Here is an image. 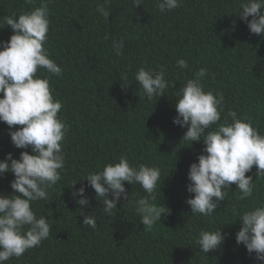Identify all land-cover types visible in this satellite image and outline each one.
I'll return each mask as SVG.
<instances>
[{
  "label": "trees",
  "instance_id": "1",
  "mask_svg": "<svg viewBox=\"0 0 264 264\" xmlns=\"http://www.w3.org/2000/svg\"><path fill=\"white\" fill-rule=\"evenodd\" d=\"M40 2L0 0V24ZM239 3L181 0L176 9L161 13L157 0H143L138 7L133 0H52L44 46L62 74L41 69L38 75L49 79L54 98L63 105L58 115L68 125L62 142L65 167L61 181L48 189V199L32 204L52 226L49 238L6 264H256L245 246L236 243L241 225L232 222L243 210L264 204V177L256 178L253 166L246 173L255 185L252 198L238 200L233 184L211 216L191 214L186 200L194 193L187 191V173L203 154L204 143L190 145L182 138L187 127L173 123L180 90L204 68L205 91L224 96L219 123L231 122L227 112L232 109L264 134V36L250 33L238 15ZM98 5L110 12L107 20ZM12 34L10 26L0 27V42ZM121 39L124 48L117 55L113 45ZM179 59L189 68L179 69ZM140 67L166 70L170 87L165 95L144 96L135 80ZM8 133V125L0 122V159L9 152L17 159L21 151L31 153L30 147L16 148ZM121 156L133 166L161 169L155 202L168 211L150 232L135 210V202L147 195L139 184L125 182L128 199L121 198L109 216L103 199L84 179ZM13 179L11 172L0 175V193L13 192ZM82 185L90 201L83 208L72 195ZM83 215L94 216L97 227L83 225ZM220 226L228 234L226 241L207 254L200 251L195 242L199 233Z\"/></svg>",
  "mask_w": 264,
  "mask_h": 264
},
{
  "label": "clouds",
  "instance_id": "2",
  "mask_svg": "<svg viewBox=\"0 0 264 264\" xmlns=\"http://www.w3.org/2000/svg\"><path fill=\"white\" fill-rule=\"evenodd\" d=\"M50 3L52 0H41L39 6L18 18L5 17L0 24V27L10 26L13 31L9 40L0 42V122L8 125V134L16 148H31V153L21 151L18 159L13 158L11 152L0 159V175L8 172L14 175L13 192L0 193V264H6L13 257L19 259L49 238L52 226L45 217L36 215L32 204L48 199V189L61 181V170L65 167L62 142L68 125L58 115L63 105L54 98L49 79L38 75L41 69L57 76L62 74V68L44 46L50 28ZM133 3L138 7L143 5V0H133ZM180 3L181 0H157L156 6L165 13L179 7ZM97 11L108 19L110 12L104 6L98 5ZM238 15L250 33L264 36V0H240ZM113 47L117 55L122 54L123 39L114 42ZM176 63L181 70L189 68L185 59ZM205 73L206 69L201 68L180 90L175 103L177 115L173 118L174 124L187 127L182 136L185 141L190 145L193 141L204 143L203 154L190 164L187 173L190 181L187 191L194 196L186 203L196 216H211L220 202L225 201L233 184L239 190L238 200L252 198L255 185L252 175L246 176V173L253 166L256 178L264 177V134L251 120L239 117L232 109L227 112L231 122L225 119L219 123L224 112V96L220 92L205 91L202 83ZM135 80L148 100L165 95L170 87L163 67L159 71L140 67ZM17 125L22 127L13 130ZM84 179L95 190L96 197L103 199L104 211L109 216L114 214L113 209L121 198L128 199L125 182L139 184L147 195L135 202V210L145 231H152L156 223L161 222L162 214L168 211L155 202L157 184L161 180L158 167L133 166L126 156H121L118 162L108 163L102 170L88 173ZM76 183L77 180L71 187ZM85 191L82 185L72 193L79 197L77 203L82 208L90 203ZM237 220L241 227L235 235L236 243L245 246L256 264H264V204L243 210L232 223ZM82 224L92 229L97 227L92 215H83ZM222 226L199 233L195 242L200 251L207 254L226 241L228 234L223 232Z\"/></svg>",
  "mask_w": 264,
  "mask_h": 264
}]
</instances>
